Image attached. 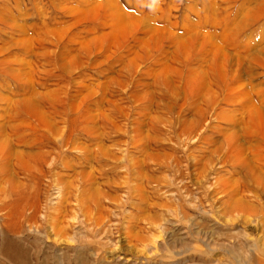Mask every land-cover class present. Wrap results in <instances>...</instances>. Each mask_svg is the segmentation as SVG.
Instances as JSON below:
<instances>
[{
	"label": "bare ground",
	"instance_id": "bare-ground-1",
	"mask_svg": "<svg viewBox=\"0 0 264 264\" xmlns=\"http://www.w3.org/2000/svg\"><path fill=\"white\" fill-rule=\"evenodd\" d=\"M72 1L55 5L72 33L52 47L35 46L44 17L34 23L19 0L17 13L0 8V66L14 83L0 79V264H166L168 224L200 261L222 230L246 264H264V0H147L143 22L120 0ZM139 25L143 68L109 46L76 72L80 49L122 47ZM35 52L60 73L36 78L24 58ZM127 204L140 218L117 232Z\"/></svg>",
	"mask_w": 264,
	"mask_h": 264
},
{
	"label": "rangeland",
	"instance_id": "rangeland-1",
	"mask_svg": "<svg viewBox=\"0 0 264 264\" xmlns=\"http://www.w3.org/2000/svg\"><path fill=\"white\" fill-rule=\"evenodd\" d=\"M15 1L16 0H0V8H1V6L7 7L5 9L6 11H11V12L17 13L18 8L21 6L22 8H25V10H27L28 13H30L29 18L33 19L34 23L37 22L36 19L44 17L43 20H44L45 25L42 26L41 28H39L40 31L44 27L50 28V29L55 28L56 31L62 29L61 33L57 34V37L55 36L54 33H52V31L50 33L49 32L47 33V31H50V29L47 30L44 33L46 35V39L45 40L42 39L43 41L41 43L36 42L35 46H38V44L45 45L47 43V46L52 47V46H54L55 43H57V40H55V39L60 37V36H63V37H61V39L63 38L62 39L63 43H65L67 40H69V36L71 35L72 32H71V30H69V32L64 33L65 32L64 30L67 26H65V24L62 23L64 17L61 14V11L56 10V6H55L56 4L60 5L62 0H19L20 6H17L15 4ZM69 1H72V0H69ZM101 1H104V0H101ZM145 1H147V0H139L138 2H135L134 0H120V3L126 8V11H128L129 13H132V15L134 14V18H137L136 20L143 22V18L146 15L145 14L146 9L143 8L142 4ZM103 13H104V10H102V9L99 10V15L97 16V22L99 21V19L101 18ZM86 20H90V18H88ZM59 21H61V22H59ZM0 22H1L0 26L4 27L5 26L4 22L1 20H0ZM38 23L40 24V20L38 21ZM41 25H42V23H41ZM231 25H232V23H230L228 25V27H230ZM253 26H256V24ZM141 29H143V26L139 25V26H137V29H135L133 31V33L132 32H126L125 37L121 36V40H124L122 47L115 46V45L111 46V44L108 43L109 41H105V40L101 39L100 42L94 41L95 42L94 44L90 43L89 48L91 49L92 53L90 52L89 55L84 53L83 49H80L78 54L81 58H83V60H85V62H84L85 66L78 69V71H76V72L82 73V72H86V71L90 70L92 67L89 65L88 62L93 60V59L103 60L106 56V52H107V49L109 46L111 47V48L109 47L111 49L110 53L111 54L114 53L111 57L117 58V55H116L117 52L116 51H121L124 55L123 61L126 60V62H129V61L133 60L135 65L140 66L139 68H143V30H141ZM218 31H220V29H218ZM134 36L141 37V40L135 41ZM46 41H49V42H46ZM50 42L52 45L50 44ZM128 45H132L133 50H135V52L130 54L129 56H126L125 49L127 48ZM136 45H137V47H136ZM242 46H244V45L242 44ZM13 50L19 51L18 49H13ZM24 58L26 60H28L29 65L34 66V72H35L36 78H39L43 75L45 76L49 70L53 71L55 69L53 71V72L56 71L55 74L60 73V71H59L60 68L58 67V63L54 59L55 57L46 60L44 58L43 52H40V53L35 52V53H31L29 55H24ZM12 64L14 66H19V64L17 62L12 61ZM56 68H58L59 70ZM89 72L90 71H88V73ZM132 72H134V71H125L124 72V70H123V72L121 74L122 75L124 74V75L121 77L128 78L129 76H127V75L132 73ZM0 79L8 80V81H10V83L14 84L10 80L8 74L6 73V70L2 66H0ZM131 88L132 87H130V89ZM135 89L138 91L141 89V87H138ZM121 100H122V104L125 107L130 108L131 103L129 102V100L127 98H122ZM73 114L74 113H71L72 116H73ZM115 116L118 118V120L120 122H123V123L126 122V120L124 118H122L117 112H115ZM245 117H246V115H244V118ZM55 119L59 120V117L55 116ZM81 119L82 118L80 115L79 117H77V120H75V124L73 126V129L75 130L76 133H78L79 127L81 126L80 125L82 123ZM66 128H69V126H66ZM42 131L46 132V129H44V130L42 129ZM78 138L80 139V137H78ZM125 148L126 149L119 152L120 155H130L131 154L130 149H129L130 146L127 145ZM204 152L209 153V150L205 151V149H203V148H196L193 150V153H196V155H201ZM68 154H70V152H68ZM138 154L143 155V152L139 151ZM195 162H196L195 163L196 166L194 168V172L196 173L197 170H199V166H198L199 164H198V161H195ZM90 205L92 207V202ZM93 206H94V204H93ZM122 208H115L116 210H121L122 215L120 217L115 218L112 216V222H113L112 224L114 227L117 228V232H120L121 226H122L124 221L125 222L126 221H128V222H131V221L134 222L135 221L136 222L140 218V215L138 214L139 212H137L135 207H133L131 204L125 205V208L128 209L130 212L127 211L124 215L122 212ZM133 214H135V215H133ZM167 228L170 230L169 234H171L169 236L168 240H169V243H171V245L173 246L170 253L174 254V256H173V258L166 259V261L168 260V263H166V264H217V261L215 259L216 256L219 258V260H221V263H218V264H231L232 262H235L236 264H246L245 260H243L244 255H245V253L243 252L244 247H242V250H241L237 246L233 245L230 242L229 236L226 234V232H224L222 230H220V232L214 233L213 239L216 242V244L214 247H211L209 250V251H213L212 253L215 254V256H211V258L205 257L204 261H200L198 258L199 257L198 253H195L192 251L191 252L190 251H183L181 249V247H180L181 241H188V236L183 232L184 229L181 228V225L168 224ZM128 234L130 236L132 235V232L129 229H128ZM68 247L71 249V250L69 249L68 253L71 256H73L74 252L71 248L72 245H68ZM43 249H44V251H47L48 254L50 252H52L51 248H43ZM175 252H176V254H175ZM73 257L75 258L76 256H73ZM77 257H80V256L77 255ZM159 260H163V259L157 258V260H156L157 262L155 264H159ZM79 262H80V264H87L82 259H80V261L76 260V262L72 263V264H76V263L79 264ZM153 262L151 260L148 262H143V264H147V263L148 264H154Z\"/></svg>",
	"mask_w": 264,
	"mask_h": 264
}]
</instances>
